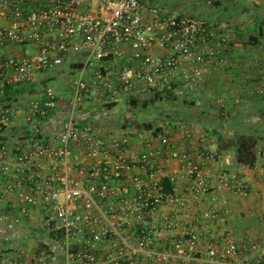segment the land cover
Segmentation results:
<instances>
[{
    "label": "built area",
    "instance_id": "built-area-1",
    "mask_svg": "<svg viewBox=\"0 0 264 264\" xmlns=\"http://www.w3.org/2000/svg\"><path fill=\"white\" fill-rule=\"evenodd\" d=\"M229 34L226 22L142 0H0V99L64 65L75 76L67 97L47 88L0 103V221L44 236L32 264H54L56 252L61 264H264L257 241L211 230L224 194H248L213 134L181 118L147 128L111 114L132 100H199ZM11 45L28 49L2 54ZM251 65L264 72V58ZM252 93L264 98V86ZM23 257L4 250L0 264Z\"/></svg>",
    "mask_w": 264,
    "mask_h": 264
},
{
    "label": "crops",
    "instance_id": "crops-1",
    "mask_svg": "<svg viewBox=\"0 0 264 264\" xmlns=\"http://www.w3.org/2000/svg\"><path fill=\"white\" fill-rule=\"evenodd\" d=\"M8 48L4 49L2 54H6ZM24 49L27 50L28 48L24 47ZM231 52L232 50L228 48L225 53L224 64L206 69L203 85L197 93L201 99L204 96V89L215 92L216 95L219 94L220 96L214 95V102L221 100L227 102L230 99L238 100L236 98H239L240 101H243V108L246 111L251 110L252 116L241 119L235 114H229L225 118H220V114L221 116L225 115L222 110L220 114H215V116L211 114V116L213 115L212 120H185L208 130L213 135L214 129H217L225 139H229L231 132L237 130L254 132L263 137L254 148L257 160L252 166L235 163L232 146L223 149L246 179L248 194L242 197L224 194L219 213L220 219L210 224V227L213 232H221L227 229L237 242L242 243L251 238L264 247V110L262 108L264 98H253L252 95V92L258 87L264 86V72L259 67H252L251 65L254 60L259 61L264 56H252L253 58L248 60L246 64L241 63L239 66L232 61ZM216 117L219 119L217 120ZM220 119H226V122L222 123ZM235 127L236 130H234ZM36 234L34 229L9 228L0 221V252L21 248L24 250L22 264H32V256L38 247L36 241H39ZM51 247L55 251L59 250L57 245ZM251 262L253 259L246 261L248 264ZM54 264H61V258L57 252L54 255Z\"/></svg>",
    "mask_w": 264,
    "mask_h": 264
},
{
    "label": "rangeland",
    "instance_id": "rangeland-1",
    "mask_svg": "<svg viewBox=\"0 0 264 264\" xmlns=\"http://www.w3.org/2000/svg\"><path fill=\"white\" fill-rule=\"evenodd\" d=\"M150 4L161 6L163 8L175 11L177 13L190 16L196 19H202L213 23L226 22L230 27V43L229 48L232 50L231 58L237 65L246 64L252 56H264V31L259 33V26L264 28V9L249 4L245 0H147ZM257 38L252 42L251 38ZM25 46L11 45L6 51L7 55H21L27 50ZM65 69V70H64ZM58 71L60 77H49L46 82L31 83L32 93L28 94L33 97L41 96L45 89L51 88L56 94H64L67 97L70 90L69 86L73 80L74 72L67 71L66 66ZM204 91V96L200 101H196L193 97L184 99H153L146 101H138L126 107L124 103H120L111 110V114L120 113L116 119H120L124 123H132L136 126L145 124L156 125L165 118H181L188 120H212V116L225 113L220 118H225L229 114H235L239 118H248L252 116V112L246 111L243 107V101L239 98L230 99L229 101L214 102L215 92L210 90ZM220 96L219 94H217ZM216 95V96H217ZM145 103V104H144ZM218 112H217V111ZM127 111V113H125ZM211 114H213L211 116ZM114 117L107 119V123L111 127L117 126ZM217 119V117H216ZM219 119V118H218ZM217 119V120H218ZM226 120V119H225ZM225 120L220 119L224 123ZM120 121V122H121ZM122 124V123H121ZM27 247V246H25Z\"/></svg>",
    "mask_w": 264,
    "mask_h": 264
},
{
    "label": "trees",
    "instance_id": "trees-1",
    "mask_svg": "<svg viewBox=\"0 0 264 264\" xmlns=\"http://www.w3.org/2000/svg\"><path fill=\"white\" fill-rule=\"evenodd\" d=\"M142 1L145 3L146 2L150 3L147 0H142ZM258 30H259V33L263 34L264 28L262 25L259 26ZM251 41L255 42L257 41V38L252 37ZM43 82H46V80H44ZM31 89L32 87H29V84L27 83H19L16 85L7 86L5 89V96L2 99H0V103L9 101L19 94H31L32 93ZM252 95H253V98L257 97L255 94H252ZM137 102H138L137 100L131 101L132 104H137ZM145 126L149 128L151 127V124L147 123L145 124ZM231 126H232V123H231ZM238 127L239 126L237 125V128ZM234 130H236V127ZM213 133L216 137L218 147L220 150L221 149L225 150L229 146L233 147L234 149L233 158H234L235 163H237L238 165L252 166L256 162L257 154L254 148L258 144V142L263 139V137H261L260 135L254 132H248V131L240 132L237 130L236 132H233V131L231 132L229 139H225L219 130L214 129ZM36 235L39 241L42 240V238L44 237L42 236L41 233H37Z\"/></svg>",
    "mask_w": 264,
    "mask_h": 264
}]
</instances>
